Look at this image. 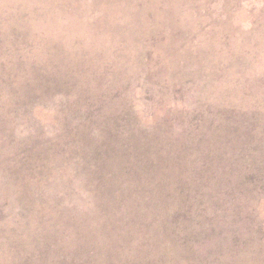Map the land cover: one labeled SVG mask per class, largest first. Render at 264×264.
I'll return each mask as SVG.
<instances>
[{"label":"rangeland","instance_id":"1","mask_svg":"<svg viewBox=\"0 0 264 264\" xmlns=\"http://www.w3.org/2000/svg\"><path fill=\"white\" fill-rule=\"evenodd\" d=\"M0 264H264V0H0Z\"/></svg>","mask_w":264,"mask_h":264}]
</instances>
